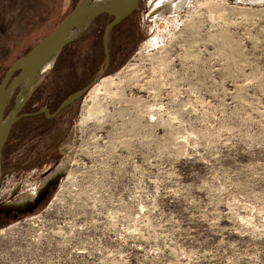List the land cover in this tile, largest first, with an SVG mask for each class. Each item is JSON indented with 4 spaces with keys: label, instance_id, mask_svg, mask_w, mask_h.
<instances>
[{
    "label": "rangeland",
    "instance_id": "374dc122",
    "mask_svg": "<svg viewBox=\"0 0 264 264\" xmlns=\"http://www.w3.org/2000/svg\"><path fill=\"white\" fill-rule=\"evenodd\" d=\"M50 2L0 0V85L76 5ZM109 22L58 53L26 113L100 74ZM119 30L104 77L126 88L61 112L52 160L34 159L39 117L8 140L1 174L26 191L0 202V264H264V0H141Z\"/></svg>",
    "mask_w": 264,
    "mask_h": 264
},
{
    "label": "water",
    "instance_id": "95a60500",
    "mask_svg": "<svg viewBox=\"0 0 264 264\" xmlns=\"http://www.w3.org/2000/svg\"><path fill=\"white\" fill-rule=\"evenodd\" d=\"M140 3L141 0H79L72 11L47 36L10 66L0 85V175L4 149L14 125L24 117L42 113H45L47 118L55 117L89 92L109 69L111 63L109 39L112 30L131 16L139 8ZM101 15H109L112 20L106 25L103 33L105 59L100 74L87 86L69 95L54 113H50L46 106L39 111L22 113L32 90L49 63L63 48L85 33ZM12 102L13 105L7 112Z\"/></svg>",
    "mask_w": 264,
    "mask_h": 264
},
{
    "label": "flooded vegetation",
    "instance_id": "af4514ba",
    "mask_svg": "<svg viewBox=\"0 0 264 264\" xmlns=\"http://www.w3.org/2000/svg\"><path fill=\"white\" fill-rule=\"evenodd\" d=\"M137 11V10H136ZM136 11L134 12V13H136ZM133 13V14H134ZM132 14V15H133ZM131 15V16H132ZM103 16V15H102ZM105 17H108V18H110V21L112 20V17L111 16H109V15H104ZM131 16H129L127 19H129ZM127 19H125L122 23H120L118 26H116L113 30H112V32H111V34H110V39H109V47H110V43H111V41H112V35L114 34H116V36L117 37H119L120 35H121V31L119 30V27L127 20ZM105 30V29H104ZM110 53H111V50H110ZM111 61H112V58H111ZM111 64V63H110ZM110 67V66H109ZM79 91V90H78ZM73 94V93H72ZM81 99V98H80ZM80 99H78V100H76V101H74L70 106H68L67 108H69V107H71L72 105H74L77 101H79ZM12 105H13V102L11 103V105H10V107H9V109H8V112L10 111V109H11V107H12ZM42 107H44V106H42ZM42 107H40L39 109H38V111L42 108ZM46 107L49 109V112L50 113H54L56 110H53V108H52V106H50V105H46ZM66 108V109H67ZM66 109H64V110H66ZM63 110V111H64ZM62 111V112H63ZM22 113H26L25 112V107H24V109H23V111H22ZM61 115V113L59 114V115H57V116H55V117H52V118H47L46 117V115H45V113H42V114H40V115H37L39 118H40V123L34 128L35 129V131H34V133L36 134V136L34 137L33 135H32V137L31 138H36L37 139V141H36V143L37 144H40V145H42V148L37 152V155L34 157V159L36 160V161H41V160H45V161H49V160H52L53 158H54V156H55V154L57 153L56 152V149H57V147H56V145L58 144V141H59V135L58 134H56L57 133V131H55L56 129H54L55 127V121L57 120V118L59 117ZM25 118H27V117H24V118H22L20 121H18L15 125H14V127H13V129H12V131H11V135H12V133L14 132V130H15V127H16V125L18 124V123H21L22 122V120H24ZM19 132H21V130L19 131ZM25 135L27 136V133L25 132V130H24V137H25ZM21 136V135H20ZM31 138H27L28 140L29 139H31ZM10 139H11V136H10ZM9 143H11V141H9L7 144H6V147H5V151L6 152H11V151H13V149H14V145H9Z\"/></svg>",
    "mask_w": 264,
    "mask_h": 264
},
{
    "label": "built area",
    "instance_id": "2783aa9c",
    "mask_svg": "<svg viewBox=\"0 0 264 264\" xmlns=\"http://www.w3.org/2000/svg\"><path fill=\"white\" fill-rule=\"evenodd\" d=\"M35 173V170H33ZM25 171H9L0 175V202L10 200L18 196V193H24L26 190L21 189ZM32 176V175H30Z\"/></svg>",
    "mask_w": 264,
    "mask_h": 264
},
{
    "label": "bare ground",
    "instance_id": "6f19581e",
    "mask_svg": "<svg viewBox=\"0 0 264 264\" xmlns=\"http://www.w3.org/2000/svg\"><path fill=\"white\" fill-rule=\"evenodd\" d=\"M100 1H102V0H100ZM152 59V58H151ZM54 60V59H53ZM51 63L52 62H50L49 63V65H48V67L47 68H49L50 67V65H51ZM131 75H132V73H131ZM138 75V74H137ZM136 75V79L138 80V78L140 79V77H138ZM130 77V76H129ZM132 77H133V75H132ZM131 78V77H130ZM136 79H135V77H134V80L136 81ZM130 80V79H129ZM132 80V79H131ZM130 80V81H131ZM129 81V82H130ZM120 82H122V81H115L114 80V78L112 77V76H106V77H103L96 85H94L93 87H92V89H91V92L92 93H95V94H97L98 92H100V90H101V88H104L105 89V91L106 92H110L112 89V86H114V87H117V89H119L120 91L122 90V89H124V88H126L125 87V84L122 86L121 84H120ZM134 82V81H133ZM136 82H139V81H136ZM128 83V82H127ZM133 83H131V85H132ZM102 92V91H101ZM105 92V93H106ZM91 110V108H88V111H90Z\"/></svg>",
    "mask_w": 264,
    "mask_h": 264
},
{
    "label": "trees",
    "instance_id": "16d2710c",
    "mask_svg": "<svg viewBox=\"0 0 264 264\" xmlns=\"http://www.w3.org/2000/svg\"><path fill=\"white\" fill-rule=\"evenodd\" d=\"M78 1H79V0H74V3L77 4ZM72 2H73V0H72ZM75 6H76V5H74V7H75ZM68 13H69V12H68ZM68 13H67V14H68ZM67 14H66V15H67ZM66 15H65V16H66ZM65 16H64V17H65ZM103 16H104V15H103ZM103 16H102V15L99 16L94 22H96L97 20L101 19V17H103ZM64 17H63V18H64ZM94 22H93V23H94ZM87 31H88V30H87ZM83 36H84V34H83L82 36H80L79 38H77V39H76L74 42H72L71 44L67 45L66 47L72 45L73 43H76V42H77L78 40H80L81 37H83ZM101 45H102V47H103V36H102V39H101ZM66 47H65V48H66ZM65 48H63L62 50H64ZM30 49H31V48H29L27 51H29ZM62 50H61V51H62ZM27 51H26V52H27ZM61 51H60V52H61ZM26 52H25V53H26ZM60 52H59V53H60ZM25 53H24V54H25ZM103 53H104V48H103ZM104 57H105V53H104ZM104 59H105V58H104ZM81 87H82V86H81ZM79 88H80V87H78L77 89H76V88L73 89L74 92H75L76 90H78ZM33 91H34V90H32V92H31V94H30V97H29V100H28L27 104L25 105V110L28 108V106H29V104H30V101H31V98H32V93H33ZM71 94H72V93H71ZM66 98H67V97H66ZM64 100H65V99H64ZM64 100H62V102H63ZM59 102H60V101H59ZM62 102H60V103H58V104L56 105L57 108L59 107V105H60ZM57 108H56V109H57ZM32 111H33V110H32ZM32 111H29V112H32ZM35 111H38V109L35 110ZM33 117H34V118H38V116H33ZM27 135H30V134L27 133ZM10 136H11V135H10ZM9 140H10V138H9ZM8 142H9V141H8ZM8 142H7V143H8ZM5 147H6V146H5ZM4 151H5V149H4ZM3 155H4V154H3ZM2 173H3V172H2Z\"/></svg>",
    "mask_w": 264,
    "mask_h": 264
},
{
    "label": "crops",
    "instance_id": "0c3cea01",
    "mask_svg": "<svg viewBox=\"0 0 264 264\" xmlns=\"http://www.w3.org/2000/svg\"><path fill=\"white\" fill-rule=\"evenodd\" d=\"M45 1V0H44ZM49 6H52L53 3L58 4L62 6L61 9L63 10L62 13L66 12L67 10H70L72 0H50ZM45 3V2H44ZM58 13V11H56ZM56 12L54 14H56Z\"/></svg>",
    "mask_w": 264,
    "mask_h": 264
}]
</instances>
